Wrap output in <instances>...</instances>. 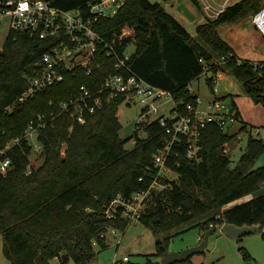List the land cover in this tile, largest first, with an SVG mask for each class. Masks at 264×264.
<instances>
[{
  "label": "trees",
  "instance_id": "trees-1",
  "mask_svg": "<svg viewBox=\"0 0 264 264\" xmlns=\"http://www.w3.org/2000/svg\"><path fill=\"white\" fill-rule=\"evenodd\" d=\"M50 1L62 10H85L88 3L98 0ZM189 1L198 7L197 0ZM263 4L264 0H240L217 18L196 25L192 35L161 3L126 0L113 17L98 20L93 29L108 40H116L118 55L134 40V50L126 61L129 71L115 70V57L98 51L95 62L100 66L91 74L85 75L78 68L67 73L63 82L24 103H17V99L38 71L42 55L54 43L28 32H7L0 48V151L7 140L21 138L37 115L53 117L44 129V146L39 154L32 153L31 146L21 139L3 156L10 160V166L0 174V236L3 255L10 264H51L55 256L62 263L71 259L75 264H86L95 256V245L106 247L102 234L109 228L119 232L127 228L124 219L108 220L104 207L118 194L129 197L148 189L156 174L152 160L164 144L163 127L153 120L138 124L131 138H119L117 110L125 101L123 95L103 99L102 107L87 116L83 125L60 113L58 105L80 87L96 91L108 76L121 73L133 74L167 91L183 114L186 105L196 98L187 87L206 66V84L212 93L214 77L227 70L247 95L264 107V63L254 67L249 60H242L239 64L240 59L218 34L220 26L256 13ZM124 27L133 30V39L118 42ZM8 107L10 110H6ZM137 131H142L141 136ZM131 139L134 146L126 150L124 146ZM234 139L214 123L207 124L199 142L200 162L186 159L183 141L176 145L177 154L167 166L177 178L159 180L169 186L162 191L151 190L139 223L154 236L181 226L213 232L210 224L218 223L252 227L262 232L264 239V192L259 193L264 186V165L255 167L264 152V141L248 138L237 165L230 168L229 155L222 153V146ZM32 154L40 160L38 166L32 165ZM250 195L251 199L227 208ZM168 240H157L155 251L144 255L143 264H161L163 245ZM240 251L244 264H251L250 255L243 248ZM184 262L191 264L189 259Z\"/></svg>",
  "mask_w": 264,
  "mask_h": 264
},
{
  "label": "built area",
  "instance_id": "built-area-1",
  "mask_svg": "<svg viewBox=\"0 0 264 264\" xmlns=\"http://www.w3.org/2000/svg\"><path fill=\"white\" fill-rule=\"evenodd\" d=\"M125 1L98 0L88 3L85 10H62L54 6L50 0H0V26L4 20L8 31L28 32L37 35L41 40H52L54 43V46L42 55L38 71L28 80V88L17 99V103H24L55 84L63 82L67 73H73L78 68L84 70L85 75L91 74L100 66L95 62V53L98 51L104 52L106 56L115 57V70L129 71L126 67V61L131 55L128 48L130 45L134 46V40L126 45L122 55H118L115 51L116 40H108L98 35L93 29L98 20L113 17ZM238 1L240 0H197L203 13L212 20L217 18L226 7ZM21 3H27L26 10H19ZM249 19L253 28L264 39V4ZM126 38L133 39L131 28L121 29L118 42ZM242 60L244 59L238 60V63L241 64ZM250 62V65L254 67L259 64V62ZM219 64L223 63L219 62ZM207 72L205 66L204 73L207 74ZM187 89L190 93H194L190 84ZM118 95H123L127 103L135 101L139 104L142 119H148L150 114L157 115L161 105L169 101L173 102V107L168 113L157 115L154 119L163 127L166 138L163 146L153 155L152 168L156 170V174L152 183L148 189L137 191L129 197L118 194L104 207V216L108 220L124 219L127 221V226L130 223L140 222L151 190L162 191L168 188L169 184H160V179L173 181L177 177L176 174L175 177L171 175L174 172L167 166V161L177 154L174 152L176 145L183 141L186 159L191 162H200V137L202 130L209 123H214L229 135L235 136L231 143L223 144L224 155H230L231 144L240 142L242 133L246 134L247 139L256 138L261 133L260 128L242 125L237 109L231 102L223 99L213 98L204 101L196 95L193 103L187 104L185 112L181 114L176 109V103L170 93L148 84L133 74L110 75L96 91L82 86L76 94L61 102L58 109L60 113L68 114L77 124L83 125L87 116L94 114L102 107L103 99L110 100ZM6 110H10V107ZM52 119L53 117L50 119L46 115H37L21 138L11 140L0 151V174H5L10 166V160L3 158L6 150L11 146L19 145L21 139L31 146L32 153H40L43 150V132ZM27 173H30V165H28ZM218 218L219 216L216 219ZM222 225L216 223L210 224L209 227L212 230H221ZM107 232L116 235L119 231L109 228ZM105 234L100 237L105 239ZM119 242L118 240L116 244ZM52 260L61 262L58 256ZM124 262H128L127 257L115 264Z\"/></svg>",
  "mask_w": 264,
  "mask_h": 264
},
{
  "label": "rangeland",
  "instance_id": "rangeland-1",
  "mask_svg": "<svg viewBox=\"0 0 264 264\" xmlns=\"http://www.w3.org/2000/svg\"><path fill=\"white\" fill-rule=\"evenodd\" d=\"M150 2H159L165 9L173 15L190 33L194 34L196 25L212 20L205 15L198 2V7H195L189 0H149ZM250 15L244 17L233 24L222 25L218 28L220 37L232 48L235 55L244 60L252 62H264V39L253 28L250 22ZM7 23L3 20L0 26V48L3 45L7 35ZM134 46L130 45L128 52L132 53ZM209 77V72L203 73L198 79L192 81L190 87L192 91L200 96L204 101L213 98L223 99L226 102L234 103V107L238 111V115L242 125L248 127H257L261 129L258 137L264 141V107L261 104L254 102L245 92L241 83H239L227 70L219 72L214 77L212 91L206 84V78ZM173 107V102L161 105L159 108L160 114L168 113ZM157 115L150 114L148 119H142L141 109L135 101L123 102L117 110V119L121 125L118 132L119 138L126 140L135 134L138 124H146L148 121L154 120ZM30 124V123H29ZM28 124V125H29ZM28 127V126H27ZM141 136L142 131H137ZM241 141L231 144L230 168H234L241 155L244 153L247 136L241 134ZM11 140L5 142L8 145ZM134 146L133 139L129 140L124 148L132 149ZM39 154V153H34ZM63 154V152H61ZM37 155L29 156L33 166H38L40 160H36ZM264 165V152L258 157L255 162V167ZM175 177V174H171ZM175 177L174 180H176ZM264 192V186L259 193ZM253 195L246 196L240 200L227 206L232 207L251 199ZM187 226L175 228L164 234L154 236L147 228L140 223H130L125 231L116 232V235L106 232L105 243L106 247L101 249L95 245V256L86 264H115L121 261L124 257L128 258V262L143 264L145 262V254H150L155 251V243L157 240L168 238L166 248L168 252H181L182 250L196 246L199 235H203L198 228L187 229ZM264 232V225L261 229ZM262 232L256 230L242 236L240 239L229 237L220 230H214L208 238V243L203 252L190 256L191 264H244L243 253L240 251L243 248L251 257V264H264V239ZM119 244H116L117 241ZM240 240V241H239ZM194 243L196 245H194ZM3 241L0 236V264H10L3 255ZM124 262L123 264H126ZM51 264H75L73 260L68 259L65 263L51 261ZM174 264H186L185 262H177Z\"/></svg>",
  "mask_w": 264,
  "mask_h": 264
},
{
  "label": "water",
  "instance_id": "water-1",
  "mask_svg": "<svg viewBox=\"0 0 264 264\" xmlns=\"http://www.w3.org/2000/svg\"><path fill=\"white\" fill-rule=\"evenodd\" d=\"M220 231L229 237L240 238L242 236H245L251 233L253 231V228L247 227V226L236 227L231 224H223ZM211 233H212L211 230L205 231L199 244H197L194 247L182 250L181 252H168L166 246L163 245V257L160 259V263L161 264H174L177 262H184L190 256L203 252V250L207 246L208 238ZM62 259L63 260L66 259V255H62Z\"/></svg>",
  "mask_w": 264,
  "mask_h": 264
},
{
  "label": "clouds",
  "instance_id": "clouds-1",
  "mask_svg": "<svg viewBox=\"0 0 264 264\" xmlns=\"http://www.w3.org/2000/svg\"><path fill=\"white\" fill-rule=\"evenodd\" d=\"M27 3H21L19 6V10H26L27 9Z\"/></svg>",
  "mask_w": 264,
  "mask_h": 264
},
{
  "label": "crops",
  "instance_id": "crops-1",
  "mask_svg": "<svg viewBox=\"0 0 264 264\" xmlns=\"http://www.w3.org/2000/svg\"><path fill=\"white\" fill-rule=\"evenodd\" d=\"M191 83H192V82H191ZM191 83H190V85H191ZM194 94H195V93H194ZM195 95H197V94H195ZM202 233H204V232L202 231ZM202 236H203V235H201V236L199 235V238H198V241H197L196 244H199V242H200L201 239H202ZM196 244L194 243V245H196ZM153 252H154V251H153ZM153 252H151V253H153ZM151 253H150V254H151Z\"/></svg>",
  "mask_w": 264,
  "mask_h": 264
}]
</instances>
